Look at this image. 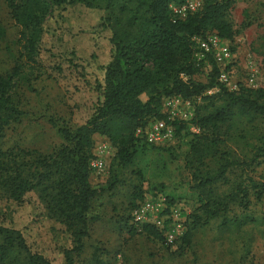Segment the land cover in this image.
Wrapping results in <instances>:
<instances>
[{"label": "trees", "instance_id": "trees-1", "mask_svg": "<svg viewBox=\"0 0 264 264\" xmlns=\"http://www.w3.org/2000/svg\"><path fill=\"white\" fill-rule=\"evenodd\" d=\"M17 1L5 0L15 25L22 29L24 56L29 63L36 64L43 22L53 8L81 4L102 11L97 26L108 33L110 57L101 67V81L94 79L90 83L94 99L87 109L86 119L73 129L64 126L56 129L64 144L52 154L27 160L23 159V155H29L27 152L0 149V200L19 204L26 194L37 192L46 216L62 224L70 235L72 247L63 251L64 264H73L72 256L82 250V241L87 237V212L97 194L88 182L92 137L97 135L106 140L114 149L113 158L119 166L132 164L136 154L144 150L165 149L166 145L145 144L134 136V131L150 121L165 118L162 102L167 97L178 96L191 103L199 100L189 121H173L171 126L174 138L189 126L197 129L190 134L185 165L192 170V188L199 198L197 208L203 210L205 219L189 213L185 230L176 240L188 244L196 226L218 214L226 216L231 205L241 209V221L223 217L222 227L240 224L242 227L252 222L245 214L249 194L253 193L258 200L264 186L249 173L264 165V128L257 136L261 147L252 151L250 160L219 161L212 171L206 167L231 137L236 120L264 117V105L258 102L264 95L259 89L245 88L237 80L239 88L228 91L217 82L218 69L210 56L205 57V62H196L193 57L195 37L215 34L227 43L232 40L235 31L230 21V0H203L197 11L174 23L170 21L168 5L183 0ZM229 49L233 52L230 46ZM203 65L210 68L204 80H194ZM60 68L59 64L55 65L57 71ZM16 75V71L0 75V138L2 127L23 114L11 105L8 93ZM78 76L82 77V72ZM213 87L218 89L215 93L203 95ZM140 95L145 96L144 101ZM260 157L263 159L256 161ZM233 166H241V177L229 183L228 191L215 195L214 186L228 184L226 174ZM159 189L148 185L143 189L141 184L134 207L142 200L143 193L153 194ZM177 200L168 198L167 204H184ZM129 222V233H143L167 246L156 228L134 227L131 220ZM0 264L49 263L40 254L30 251L20 231L0 225ZM88 264L103 263L92 255Z\"/></svg>", "mask_w": 264, "mask_h": 264}, {"label": "rangeland", "instance_id": "rangeland-1", "mask_svg": "<svg viewBox=\"0 0 264 264\" xmlns=\"http://www.w3.org/2000/svg\"><path fill=\"white\" fill-rule=\"evenodd\" d=\"M230 1V21L235 31L228 41L233 51L232 78L241 80L243 86L247 71L252 69L256 79L253 89L264 95V0ZM101 14L81 4L53 8L43 22L36 64H32L24 56L22 29L15 25L5 0H0V75L17 72L8 93L11 105L23 113L2 127L1 150L27 152L24 160L52 154L64 144L57 127L73 129L86 119L94 99L90 83L101 81V67L110 57L108 33L97 26ZM58 64L59 71L55 69ZM209 69L203 65L194 80L203 81ZM139 98L145 100L144 95ZM198 102L193 101L192 107ZM258 102L264 105V97ZM191 127L177 138L173 136L165 149L139 152L128 166L116 164L112 147L102 149L108 144L106 140L92 137L90 160L101 156L105 167L101 173L91 171L88 176L97 194L87 212V237L80 254L72 256L73 264H88L92 255L103 264H264V190L258 200L249 194L245 214L252 222L242 227H222L223 217L241 221V209L231 205L226 216L218 214L196 226L188 244L176 240L163 246L143 233L128 232L141 184L157 190L159 187L156 192L166 203L168 198L184 201L189 213L205 219L203 210L197 208L199 198L192 188V170L185 165L190 134L194 133ZM263 128L264 117L236 120L231 137L206 168L214 170L219 161L250 160L252 151L261 147L257 136ZM249 175L264 186L263 164ZM226 176L228 184H216L215 195L228 191L229 183L241 177V166L231 167ZM23 198L19 204L0 200V225L20 231L30 251L49 264H64L63 251L72 247L68 231L46 216L37 192Z\"/></svg>", "mask_w": 264, "mask_h": 264}, {"label": "built area", "instance_id": "built-area-1", "mask_svg": "<svg viewBox=\"0 0 264 264\" xmlns=\"http://www.w3.org/2000/svg\"><path fill=\"white\" fill-rule=\"evenodd\" d=\"M202 1L183 0L179 4L170 3L168 5L170 21L172 23L180 21L188 14L197 11L202 5ZM193 41V57L196 62H205V57L210 56L218 69L217 82L228 91H236L239 85L232 78L234 61L228 43L215 34H209L203 38L195 37ZM239 82L241 83V80ZM243 86L250 89L256 88V79L252 69L247 71L243 79ZM217 90V87L207 89L203 95H211ZM162 107L165 114L164 119L150 121L134 131V136L147 145L162 146L169 144L173 137L172 122H187L192 117V103L178 96L164 98ZM191 128L194 133L197 132L195 127ZM107 147L110 146L107 144L102 149L106 150ZM88 166L91 171H96L97 174L101 173L105 167L103 157L99 156L95 160H90ZM143 189H146V185L143 186ZM188 214L189 211L183 203L176 202L168 205L165 199L156 192L153 194L143 193L142 200L131 212L130 220L134 227L150 225L156 228L160 232L164 244L169 245L183 234Z\"/></svg>", "mask_w": 264, "mask_h": 264}]
</instances>
